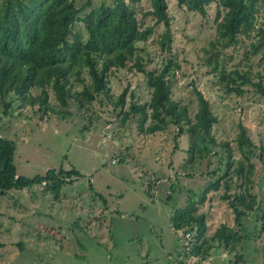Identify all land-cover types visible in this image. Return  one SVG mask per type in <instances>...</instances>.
Segmentation results:
<instances>
[{
	"label": "rangeland",
	"instance_id": "obj_1",
	"mask_svg": "<svg viewBox=\"0 0 264 264\" xmlns=\"http://www.w3.org/2000/svg\"><path fill=\"white\" fill-rule=\"evenodd\" d=\"M84 1L78 0V5ZM221 1L212 2L204 16L178 0H168L172 52L161 48L165 27L159 24L138 43V53L147 71L162 69L169 58L178 64L169 74L172 97L187 105L192 117L198 110L197 91L209 100L218 118L212 129L215 139L230 141L236 161H244L246 167L253 164L250 191L264 209V98L255 87L260 81L264 84V47L252 52V43L264 38V0L259 2L255 28L240 34L236 44L220 47L217 57L213 53L219 47L212 48L210 42L222 18L216 21L218 8L222 15L225 12ZM150 8L149 0L137 4L142 28L156 22L145 15ZM75 29L83 31V22H77ZM222 67L249 71L251 81L238 83L241 94L233 84L228 92L220 80ZM83 77L84 82L72 80L78 91L91 83L86 72ZM109 83L114 98L127 88L124 109L132 101L143 104L151 98L147 77L136 68L112 72ZM7 99L12 101L8 111L0 101V135L16 144L18 175L32 178L50 168H63L76 169L80 176L67 179L59 198L44 184L0 194V264H264L263 213L261 218L256 213L244 216L242 228L237 227L235 212L222 196L225 185L209 192L196 212L207 215L202 239L210 250L193 254L195 231L189 248L186 229L173 226L176 211L189 206L192 198L198 205L206 184L223 174H210L220 165L215 154L223 151L220 146H211L207 158L196 153L191 162L189 134L175 139L178 128L171 124L151 134L140 130L136 117L122 123L121 109L115 110L106 96L87 108L69 100L67 116L53 110L43 113L39 103L32 106L14 94ZM50 101L57 104L52 91ZM241 125L255 144L253 150L246 149L250 160L238 145ZM236 165L231 170L233 197L244 191V180L234 174ZM222 167L227 169L226 164ZM222 225L239 230V236L231 239L235 248L214 238Z\"/></svg>",
	"mask_w": 264,
	"mask_h": 264
},
{
	"label": "trees",
	"instance_id": "obj_2",
	"mask_svg": "<svg viewBox=\"0 0 264 264\" xmlns=\"http://www.w3.org/2000/svg\"><path fill=\"white\" fill-rule=\"evenodd\" d=\"M142 1L100 0L95 3V0H85L78 5V0H0V101L3 102L5 111H8L12 101H8L7 97L14 94L32 106L39 103L43 113L53 110L59 115L67 116L71 114L68 109L69 100L74 99L81 107L87 108V104H92L100 96H106L115 110L121 109L122 123L136 117L140 130L151 134L166 130L170 124L178 128L175 139L185 133L189 134L188 153L191 162L196 159V153L199 158H207L212 152L211 146H220L223 151L215 152L220 156V165L210 174L218 175L222 171L223 174L206 184L200 193L198 205L192 198L191 204L177 210L173 217L176 229L185 228L186 232L191 233L195 231L196 242L192 252L198 255L203 249L206 252L210 250L209 245L204 247L206 241L202 239L208 228L207 215L196 214L199 204L205 202L209 192L220 190L222 185L226 186L222 196L229 200L235 212V224L239 228L243 226L244 216L256 213L255 216L260 217V212L263 213L260 218L263 219L264 228V209L259 207L257 196L250 191L253 188V164L249 162L246 167L244 161H236L230 141L219 142L215 139L212 129L218 118L204 94L197 91L198 110L192 117L188 106L172 97L169 74L171 68L178 64L169 58L160 70L147 71L144 68L142 57L138 53V43L146 40L157 25L163 24L165 30L161 33L159 43L162 50L170 54L172 24L168 0H149L151 8L145 15H152L156 22L142 28L137 13V4ZM214 1L216 0H178V3L206 16L208 6ZM259 2L260 0L221 1L225 12L222 15L218 8L216 21L222 18L217 24L216 38L210 42L212 48L219 47L214 50V56L218 57L223 48L236 44L240 34H246L255 28L254 20ZM77 22H83V31L75 29ZM257 42L252 43V52L264 47V38ZM210 61L208 58L209 63ZM218 66V63L215 64L214 70ZM125 68H136L145 73L147 85L152 89L149 102L138 104L132 101L129 108L124 109L127 88L117 98L111 94L110 75ZM85 72L90 76L91 83L85 84L78 91L72 80L84 82ZM248 72L239 69L227 71L222 67L219 70L220 80L228 88V92L233 89L230 86L233 84L241 94L238 83L251 81ZM255 87L264 98L263 82L255 83ZM33 90H39L40 94L35 95ZM50 91L57 101L55 105L50 101ZM149 120L151 122L146 126ZM237 141L245 159L250 160L247 150H253L255 144L247 136L243 125L240 126ZM226 151L227 158L224 156ZM15 152V142L0 135V194L14 188L44 184L48 191L59 198L67 179L80 176L76 169L65 171L63 168H50L44 175L32 178L18 175L14 162ZM223 164H226V170L223 169ZM234 164H238L234 168V174L244 180V191L235 197L230 193ZM174 188L173 184L172 189ZM238 233L239 230L222 225L214 238L235 248L237 243H231V239L237 238Z\"/></svg>",
	"mask_w": 264,
	"mask_h": 264
},
{
	"label": "built area",
	"instance_id": "obj_3",
	"mask_svg": "<svg viewBox=\"0 0 264 264\" xmlns=\"http://www.w3.org/2000/svg\"><path fill=\"white\" fill-rule=\"evenodd\" d=\"M185 238H186V241H187V243H186V246H189V248H190V241H191V239H192V233L191 232H186L185 233Z\"/></svg>",
	"mask_w": 264,
	"mask_h": 264
}]
</instances>
